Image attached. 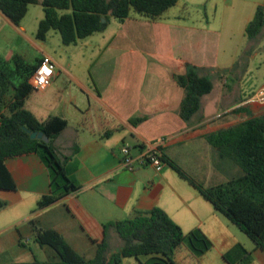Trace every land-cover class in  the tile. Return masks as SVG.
Listing matches in <instances>:
<instances>
[{"label": "crops", "instance_id": "1", "mask_svg": "<svg viewBox=\"0 0 264 264\" xmlns=\"http://www.w3.org/2000/svg\"><path fill=\"white\" fill-rule=\"evenodd\" d=\"M163 15L156 20L140 15L138 19L129 17L120 22V27L107 40L112 28L109 21L104 31L65 47L75 48L72 52L42 50L36 61L54 62L57 72L53 83L43 91L53 92L62 75L77 89L63 100L53 98L44 109L46 113L38 106L31 112L40 121L52 117L67 121L55 146L68 176L80 188L50 206L38 208L40 199L51 191L48 169L36 154L8 159L6 166L17 188L0 190L6 203L0 209V256L7 251L20 255L13 264L60 261L57 252L49 246L44 247L51 248L50 259L41 261L23 244L24 237H35L30 223L33 221L39 228L59 232L79 255L90 260L105 237L104 225L126 220L137 211L159 208L184 233L199 229L213 243V248L202 257H195L188 248L180 256L182 247L178 248L177 264H230L224 255L238 245L249 256L243 259L240 252H235L231 264H264V250L239 235L227 217L162 159L172 160L194 179L192 169L204 167V152L210 144L207 136L264 115V104L244 106L241 101L230 105L214 63L200 62L188 50L183 52ZM2 18L12 31L22 36L23 27L15 26L0 12ZM124 29L127 31L121 32ZM102 39L106 40L105 46L91 62L95 72L82 77L72 71L70 58L79 54L77 50L85 44L82 42L89 41L93 46ZM192 47L199 51L198 43ZM14 55L9 52L3 57L10 60ZM17 55L28 62L25 54ZM109 64L118 69L104 73L103 66ZM187 64L197 67L201 76L214 75L218 90L213 95L216 92L213 84L212 92L202 97L200 110L190 121L180 116L185 90L175 79L176 75L186 73ZM125 146L134 158L141 153H152L164 164L160 168L128 170L122 165L121 149ZM214 152L218 166L214 174L222 180L211 186L224 184L232 179L231 175L240 174L230 159L220 158L216 148ZM225 179L226 182H221ZM8 208L11 211H6ZM106 236L110 252L123 246L113 229ZM148 258L140 257V262Z\"/></svg>", "mask_w": 264, "mask_h": 264}, {"label": "trees", "instance_id": "2", "mask_svg": "<svg viewBox=\"0 0 264 264\" xmlns=\"http://www.w3.org/2000/svg\"><path fill=\"white\" fill-rule=\"evenodd\" d=\"M179 0H0V12L15 26H20L30 5L41 4L45 17L40 21L36 37L45 41L51 30L58 31L66 46L74 45L95 33L104 31L110 17L120 22L132 12L156 20ZM105 19L106 22H102ZM264 28V10L257 9L246 29L250 39L257 38ZM42 61L39 62V64ZM30 64L15 54L10 60L0 55V190L15 191L16 183L6 166L8 159L36 154L50 174L51 191L38 202L45 208L80 186L67 174L55 146L58 135L66 128L67 121L52 117L40 121L26 108V100L36 90L31 79L38 65ZM185 90L180 116L190 121L200 110L201 99L213 90L209 77L201 76L199 69L187 64L186 73L175 76ZM43 132L49 142L31 139L24 130ZM222 159H230L240 169V174L224 184L204 187L184 172L175 162L162 157L178 175L193 186L214 208L245 233L256 248L264 250V115L248 119L230 129L207 136ZM6 206L0 202V209ZM37 243L53 248L60 261L26 264H122L124 258L149 257L141 264H177L178 248L187 244L195 257H202L213 248L212 241L199 229L184 233L179 225L161 209L137 211L130 218L104 225L105 237L97 244L93 259L79 255L56 230L42 229L30 222ZM113 229L123 241V246L109 250L107 232ZM235 252L243 259L249 253L240 245L224 255L228 263Z\"/></svg>", "mask_w": 264, "mask_h": 264}, {"label": "rangeland", "instance_id": "3", "mask_svg": "<svg viewBox=\"0 0 264 264\" xmlns=\"http://www.w3.org/2000/svg\"><path fill=\"white\" fill-rule=\"evenodd\" d=\"M259 7L264 10V0H179L176 6L170 8L163 15V19L172 26V34L180 43L183 52L188 50L189 54L196 56L200 62L214 63L218 75H221L220 82L223 83L224 90L229 95L227 99L231 101L230 105L232 106L241 101H243L244 106L262 104L247 102L253 97V94L264 86V28L255 39H250L246 32L248 24L253 20ZM44 17V8L41 4L30 5L27 15L20 24L25 30L22 36L18 32L12 31L2 18L0 20V27L2 28L0 55L5 56L9 52L25 54L30 64L37 65L40 61L36 60L42 55V50L59 53L61 49H68L69 52H72L75 48H65L67 46L63 44L58 31L51 30L45 41L37 39L38 26ZM130 18L138 19L139 16L132 12ZM110 22L112 28L106 36L107 40L110 39L115 29L120 27V21L116 18L110 17ZM126 31L127 29H124L121 32ZM105 42L106 40L102 39L101 42L98 41L93 46L90 45L89 41L82 42L85 44H82L83 46L77 50L80 55L75 53L70 58L71 70L82 77H88L90 73H94L95 68H92L93 63L91 62H94L102 47L105 46ZM195 43L199 44V51L192 47ZM142 46L143 44H141ZM175 51H178L177 48ZM64 58L68 59L66 56ZM112 69L117 70L118 67L114 65L112 68L110 64L103 66L104 73H109ZM207 76L214 85L216 84V92L214 91L213 94L215 95L218 90L214 75L209 74ZM75 89L77 88L70 83L67 77L62 75L53 92L35 90L26 100V108L33 111L38 106L44 110L53 98L59 97L63 100ZM206 147L207 151L204 152L203 156L205 159L204 167L192 169V174L199 183L211 186L222 179H218V176L214 174L218 167L215 162V148L210 144H207ZM233 177L235 176L231 175V178ZM226 180L221 182H226ZM3 199L4 197L0 193V202H3ZM6 211L11 210L8 208ZM0 226H2V211L0 212ZM235 229L239 231V235L245 239H250L239 228L236 227ZM22 242L32 250L39 260L50 259L51 248L39 246L35 237H24ZM186 245L182 246L180 256L187 253ZM17 256L20 255L7 251L0 256V264H13ZM22 256L24 257L25 254ZM122 264H141V262L136 258H124ZM191 264L198 263L191 262Z\"/></svg>", "mask_w": 264, "mask_h": 264}, {"label": "built area", "instance_id": "4", "mask_svg": "<svg viewBox=\"0 0 264 264\" xmlns=\"http://www.w3.org/2000/svg\"><path fill=\"white\" fill-rule=\"evenodd\" d=\"M47 65L48 68L52 70V74L50 76L44 74L41 69L43 66ZM57 75L56 72V65L54 62L50 60L42 61L37 69L34 72V75L31 79V83L36 90H45L47 89L55 80ZM41 76L44 77V83L41 84ZM247 102H259L264 104V86L255 94L253 97ZM122 152V165L128 170H135L137 168H144V167H156L160 168L163 166V161L155 154L152 153H141L138 157L134 158L128 146H125L121 149Z\"/></svg>", "mask_w": 264, "mask_h": 264}, {"label": "water", "instance_id": "5", "mask_svg": "<svg viewBox=\"0 0 264 264\" xmlns=\"http://www.w3.org/2000/svg\"><path fill=\"white\" fill-rule=\"evenodd\" d=\"M102 22H106V20L103 19ZM24 130L30 135L31 139L43 140L46 143L49 142V138L43 132H32L26 127L24 128Z\"/></svg>", "mask_w": 264, "mask_h": 264}, {"label": "clouds", "instance_id": "6", "mask_svg": "<svg viewBox=\"0 0 264 264\" xmlns=\"http://www.w3.org/2000/svg\"><path fill=\"white\" fill-rule=\"evenodd\" d=\"M41 71L48 76H50L52 74V70L50 68H48L47 65L43 66ZM40 82H41V84L44 83V77L43 76H41Z\"/></svg>", "mask_w": 264, "mask_h": 264}]
</instances>
